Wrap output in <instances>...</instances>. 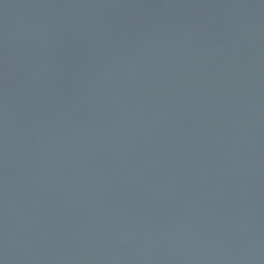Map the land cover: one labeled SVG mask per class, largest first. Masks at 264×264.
<instances>
[{
  "label": "water",
  "instance_id": "water-1",
  "mask_svg": "<svg viewBox=\"0 0 264 264\" xmlns=\"http://www.w3.org/2000/svg\"><path fill=\"white\" fill-rule=\"evenodd\" d=\"M0 264H264V0H0Z\"/></svg>",
  "mask_w": 264,
  "mask_h": 264
}]
</instances>
